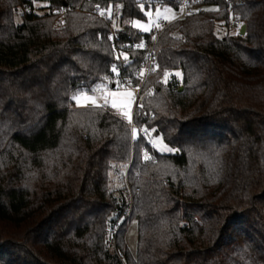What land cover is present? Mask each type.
<instances>
[{
    "label": "trees",
    "instance_id": "obj_1",
    "mask_svg": "<svg viewBox=\"0 0 264 264\" xmlns=\"http://www.w3.org/2000/svg\"><path fill=\"white\" fill-rule=\"evenodd\" d=\"M45 1L37 13L0 0V264H264V0H199L164 25L133 140L109 109L71 95L132 75L141 53L112 42L159 31L125 23L148 2ZM115 165L131 204L125 186L109 188ZM128 209L135 252L124 223L113 230Z\"/></svg>",
    "mask_w": 264,
    "mask_h": 264
},
{
    "label": "rangeland",
    "instance_id": "obj_2",
    "mask_svg": "<svg viewBox=\"0 0 264 264\" xmlns=\"http://www.w3.org/2000/svg\"><path fill=\"white\" fill-rule=\"evenodd\" d=\"M31 3L33 4L34 10L37 13H42L43 10L41 7H45L47 5L45 0H30ZM148 2V6L143 9V19H131L129 21H125V23H129L134 29L138 30L139 32L142 33H149L151 30H159L161 31L164 28L165 24H168L172 20H174L178 15H179V10H177L174 6L167 4V3H161L158 0H155V4L152 7L150 5V1ZM143 4H146L145 2ZM41 8V9H40ZM208 7H203L202 9H206ZM27 11V9H26ZM110 13V11H109ZM118 21L116 17L112 19V25L113 28H115V24ZM139 21L141 24L145 25L148 27L149 31L145 32L143 31L140 27L134 26V22ZM240 25L235 24V25H229L228 27V32L230 34H236L238 33ZM123 56V55H122ZM167 77L165 75L163 76V80L165 81ZM102 92V93H100ZM116 93V96L113 97L111 94ZM88 96L91 97L94 101V103L89 102L85 106H94V107H104L110 110L111 113L114 115L118 116L121 120H123L125 123H129V119H132V112H133V106H134V93L133 91L128 88H119L117 85L113 86L110 84H100L92 92H76L71 95V100H72V105L74 107L79 108V107H85V106H78L77 102L75 99H73L74 96ZM108 97V103L106 106L104 105V98ZM113 98L116 99L117 103L116 105H113L112 100ZM127 111L129 113V117H124L123 112ZM137 130V129H136ZM139 133V130H137V134ZM131 139L133 140V134L131 130ZM146 139L150 142V145L156 149L158 152H166L167 148L162 144L159 138L154 137L150 138V136H147ZM125 166L122 167L121 165H115L112 171L110 172V183H109V188L112 190H116L122 186L126 187L127 194H126V199L129 198L131 195L130 192V185L127 183V180L124 176L123 181H120V177L122 173H125ZM129 210L126 211V214H123L122 217H120V222H118V227L113 228L114 232L119 230L122 222L124 223L125 227V245L128 247V249L131 252H135V247H136V221L135 220H129L128 218V212ZM128 218V219H127ZM116 233V232H115ZM113 244L115 246V240H113ZM113 245H111V248L114 249Z\"/></svg>",
    "mask_w": 264,
    "mask_h": 264
},
{
    "label": "built area",
    "instance_id": "obj_3",
    "mask_svg": "<svg viewBox=\"0 0 264 264\" xmlns=\"http://www.w3.org/2000/svg\"><path fill=\"white\" fill-rule=\"evenodd\" d=\"M144 1H148V0H144ZM175 2L177 4L176 9L179 10V15L174 19V20H177V19L185 17L187 15V13L189 12V7H191L192 4L199 2V0H174V3ZM26 12H29V10L27 9ZM96 15L101 17V18H106V17H109V11L108 10H101V11L97 12ZM235 24H237V23H235ZM159 32L160 31L154 33L148 39L141 38L138 40H131V42L126 43L125 45H121V46H118V44H116V42H114V41L112 42L114 53H126V52H124V50L122 51V47L125 46L126 49H129L130 51H133L136 53H141V55H142L140 63L135 68V70L133 71L131 76L127 75V76H123L119 79H116V85L119 88L128 87L133 91V93H134V102H133L134 106H133V108L136 105L137 97H138L142 83L145 80L154 77L158 73L156 39H157ZM128 39H131V37H128ZM141 44L143 46L138 47ZM163 76H164V73L161 74L160 78L162 79ZM136 80L138 81L137 83H135ZM100 93H102V92H100ZM128 126H129L130 130H132L133 128L139 130L132 119H131V123H128ZM142 154L144 157H145V154H147V157L151 156L150 151L147 149H143ZM136 190H137V188H136ZM128 202H129V204H131V197H129ZM117 227H118V223L114 225V228H117Z\"/></svg>",
    "mask_w": 264,
    "mask_h": 264
},
{
    "label": "snow or ice",
    "instance_id": "obj_4",
    "mask_svg": "<svg viewBox=\"0 0 264 264\" xmlns=\"http://www.w3.org/2000/svg\"><path fill=\"white\" fill-rule=\"evenodd\" d=\"M134 26H137V27H140L143 31L147 32L149 31L148 27H146L145 25L141 24L139 21H136L134 22ZM238 34H243V33H238ZM109 39H113L112 36H109ZM143 45H139L138 47H142ZM116 59H119V57H116ZM124 60L127 62L128 61V57L127 55H124ZM111 71L113 73H118V69L116 67V65H113L112 68H111ZM165 77H168L169 76V73L167 70H165V73H164ZM175 75H180L179 73H175ZM165 83H167V79H165L164 81ZM113 97L116 96V93H112L111 94ZM73 99L76 100L78 106H85L87 103L89 102H92L94 103L93 99L91 97H88V96H84V97H81V96H74ZM108 103V97H105L104 98V105L103 106H106ZM112 103L113 105H116L117 101L115 98H113L112 100ZM123 116L124 117H129V113L127 111L123 112ZM129 123H131V120L129 119ZM144 131H147V129H145ZM132 134H133V139H136L137 138V130L135 128L132 129ZM171 151V149H169ZM145 158L147 159V154H145Z\"/></svg>",
    "mask_w": 264,
    "mask_h": 264
},
{
    "label": "water",
    "instance_id": "obj_5",
    "mask_svg": "<svg viewBox=\"0 0 264 264\" xmlns=\"http://www.w3.org/2000/svg\"><path fill=\"white\" fill-rule=\"evenodd\" d=\"M244 32H245V25L242 24V25L240 26L239 30H238V33H243V34H244ZM243 34H239V35H243ZM112 87H113V85H112Z\"/></svg>",
    "mask_w": 264,
    "mask_h": 264
},
{
    "label": "crops",
    "instance_id": "obj_6",
    "mask_svg": "<svg viewBox=\"0 0 264 264\" xmlns=\"http://www.w3.org/2000/svg\"><path fill=\"white\" fill-rule=\"evenodd\" d=\"M88 106H90V105H88ZM72 107H74V105H72Z\"/></svg>",
    "mask_w": 264,
    "mask_h": 264
}]
</instances>
